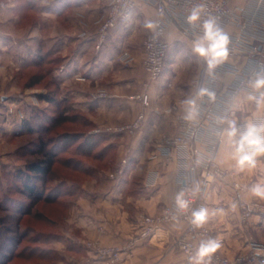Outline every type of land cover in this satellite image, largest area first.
Listing matches in <instances>:
<instances>
[{"label":"crops","instance_id":"crops-1","mask_svg":"<svg viewBox=\"0 0 264 264\" xmlns=\"http://www.w3.org/2000/svg\"><path fill=\"white\" fill-rule=\"evenodd\" d=\"M31 1L42 8L39 16L48 24V34L41 24L20 27L23 37L17 38L15 47L22 62L41 56L38 52L42 45H47L46 52L61 55L58 59L62 63L55 77L64 82L67 112L84 115L95 129L126 124L139 112L145 113L142 126L134 136L107 134L108 141L103 145H112L110 164L81 183L80 196L71 203L63 217L56 234L58 237L48 245V249L60 258L56 264H80L90 258L93 253L85 248L84 243L95 240L101 245L126 247L123 260L118 264H189L186 257L172 247L171 235L159 233L149 240L133 244L131 241L141 215L159 213L180 193L174 180L175 163L158 156L155 148L162 135L175 133L174 111L170 110L173 107L182 109L181 101L191 93L192 84L204 64L195 75L184 80L171 68L172 77L163 75L158 81L149 83L142 67V43L152 30L146 25L153 24L155 12L142 2L133 11L128 24L109 30L100 47L96 48L97 27L105 16L109 0ZM6 3H0V12L8 22L7 15L16 9V5L14 0L11 4ZM51 20L56 23V28H51ZM6 28L0 30V56L9 49L7 36L10 34ZM175 32L182 34L173 27L167 31L169 44ZM123 52H127L132 60H121ZM230 79V76H223L225 82ZM100 90L106 97L95 98L93 95ZM141 92L148 94L147 108L133 99L134 94ZM237 114L239 119L250 122L262 112L252 109L245 95ZM226 133L216 160L220 167L233 172V176L225 181L214 180L205 191L203 205L209 214L205 225L221 240L219 251L233 259L251 246L263 244L264 218L252 217L247 224L241 223L239 207L232 200L236 192L231 181L245 186L246 189L239 194L241 201L256 198L250 189L255 184H264V153L255 157L254 166L246 165L239 170L234 158L235 145ZM235 139L238 140L239 135ZM126 154L130 159L122 179L109 178L111 170ZM151 176H156L153 184L150 183ZM167 227L171 233L177 234L182 231L183 224L175 222Z\"/></svg>","mask_w":264,"mask_h":264},{"label":"built area","instance_id":"built-area-1","mask_svg":"<svg viewBox=\"0 0 264 264\" xmlns=\"http://www.w3.org/2000/svg\"><path fill=\"white\" fill-rule=\"evenodd\" d=\"M140 2L152 7L155 12L154 27L142 43V67L149 83L158 81L162 76L170 47L166 39L169 28H176L193 42L203 35L204 20L214 17L229 37L228 57L231 61L224 60L211 73L204 61V67L192 84L188 97L200 89L206 90L202 97L197 98V117L192 121L184 120L181 118L183 108L178 110L173 107L170 111H174L175 133L162 135L155 148L158 156L175 163V183L180 192H184V199L190 202V207L180 211L174 201L165 205L157 214L141 215L136 223L135 237L131 241L133 244L149 240L159 233L171 235L172 247L189 262V257L195 255L202 241L212 238L221 245L220 238L205 223L200 227L192 223V212L204 208L205 191L214 180L225 181L233 176V172L219 166L216 157L228 130V122L235 121L241 132L248 123L239 119L237 114L243 106V96L259 94L251 88L250 82L257 74L264 73V0H109L105 16L97 27L96 48L100 47L109 30L128 24ZM201 6V19L195 24H189L187 17L194 8ZM120 59L125 62L132 60L127 52H123ZM225 75L231 78L228 82L223 80ZM93 96L103 98L106 94L100 90ZM133 99L144 108L149 106L146 92L134 94ZM249 104L252 109L262 112L261 116L250 122H264V104L258 107L254 100H249ZM144 117L145 113L141 111L129 123L96 128L92 133H126L133 136L140 130ZM129 159L126 154L109 173V178L121 180ZM150 178L153 184L156 176ZM231 186L236 192L232 200L239 207L241 223L247 224L252 217L264 216V198L241 201L239 194L246 189L245 186L235 180L231 181ZM175 222L183 224L182 231L177 234L171 233L167 227ZM99 231L103 232V229L99 228ZM84 246L93 255L80 264H118L126 251V247L101 245L97 240L87 241ZM219 249L211 254L209 264H264V244L253 245L233 259L222 254Z\"/></svg>","mask_w":264,"mask_h":264},{"label":"rangeland","instance_id":"rangeland-1","mask_svg":"<svg viewBox=\"0 0 264 264\" xmlns=\"http://www.w3.org/2000/svg\"><path fill=\"white\" fill-rule=\"evenodd\" d=\"M7 1H9V3H6ZM14 1V5L17 7L18 4L20 5L21 3H24L25 0H18L19 3H17V0ZM10 2H12V0H6L4 2L0 0V3L3 4H11ZM35 6H37V4ZM33 10L27 11L26 9L24 11V9H15L7 15L8 22H6L7 19L4 18L0 12V30L4 31V27H7L6 29H8L10 34L7 36L9 39V49H7L8 52L5 51L4 54L0 56V194L2 190L4 191V195L7 191L9 193L6 195V202L1 203L4 205L0 206V208L3 209L0 210V217L3 218L4 223L7 224L13 232L16 231L13 224L16 219L15 215L12 213L13 210L15 208H19L20 210L27 209L29 211V215L33 216L35 204L33 200H28L24 196L15 193V191H17L25 181H28L30 185L37 186V191L52 189L55 186H59V179L54 178V176L61 174V171L56 168L55 174L52 173L50 176L46 175L41 177L42 181L34 180L32 175L33 173H28L26 166L38 161L39 159H44L46 161H49L50 159L46 155L44 156V154L34 155L30 154V152L31 150H36L40 142H42L48 134H38L33 131L26 134H18L21 127L25 124V122H27V120L29 121L28 124H30L31 128H37L35 121L41 125L47 124L50 121L49 118H52V116L55 120L53 121L56 123L54 127L55 130L53 132L54 134H58L59 131H57L56 128L58 127V123L62 121L65 113L63 112V109L66 108V102L64 100V82L59 81L57 79L58 77H55V72L59 71V66L62 63L60 62L62 60L58 59L61 55L52 54L51 58H54L55 61L51 64L45 65V67L43 66L40 69L35 67H24L27 60L22 62L21 58L18 56L15 45L17 38L23 37V34H21L23 33V29H20V27L29 28L41 24V27H43L46 30V34H48V24L41 20L39 12H33ZM19 11L20 13H18ZM33 14L36 15V19ZM18 16L21 17V20H16ZM55 26L56 23L54 24V21L51 20V28L53 29ZM57 26L59 29V25ZM60 27H63L62 23H60ZM25 31L24 33H26ZM48 46H50L49 43ZM47 48V45H42L38 53H41L42 55L46 54ZM38 56L39 55H37V57ZM204 61V58L194 53L193 42L186 36L175 32L170 42V47L165 61V69L161 78L163 75L172 77L174 73H171L170 71L173 68L175 69V72L179 73V76L183 77V80L188 76L192 77V75L196 74L198 68L203 66ZM172 63L175 65L172 66ZM39 70L41 75L40 78L42 80L35 86L29 87L26 85L25 82L29 80V76L35 74L36 72L39 74ZM41 95L52 96V98L58 100L59 105L56 106L41 99ZM45 108L53 111V115H49L45 112L39 114V109L43 110ZM138 131L136 133H138ZM106 134H109L110 136L125 135L127 137H132V135L126 133ZM43 150L46 153L48 147H45ZM110 167L111 165L109 168ZM6 174L8 176L7 178H4V175ZM27 174H30L28 175L29 177H27ZM26 177L29 179L27 180ZM55 179L56 181H54ZM62 179H65L66 182L70 183L72 182L73 177L66 176ZM4 195L1 194L0 197L3 196L4 198ZM5 208L7 209L5 210ZM261 218H264V216ZM28 222H30L28 217L22 218L23 225H27ZM22 229L23 228L21 226V229L17 232L21 233ZM11 236L16 237L17 234L13 233ZM262 241L264 244V235ZM23 244L24 243H22V245ZM9 264H16V262L13 260Z\"/></svg>","mask_w":264,"mask_h":264},{"label":"trees","instance_id":"trees-1","mask_svg":"<svg viewBox=\"0 0 264 264\" xmlns=\"http://www.w3.org/2000/svg\"><path fill=\"white\" fill-rule=\"evenodd\" d=\"M17 3H19L18 0ZM35 5L33 1L25 0L24 3L18 4L16 9H24V11L34 9L33 12H40L42 8ZM51 56V53L46 52V54L36 58L27 59L24 67L38 69L45 67V65L55 61ZM40 76L39 70V74L36 72L29 76V80L25 82L26 85L29 87L37 85L42 80ZM40 98L56 106L59 105L58 100L52 96L41 95ZM67 111L65 108L63 109L64 116L56 128L59 131L58 134L53 132L56 125L53 116L49 118L50 121L47 124L41 125L35 121L37 128H31L27 120L18 132V134H26L32 131L38 134H48L40 142L38 148L30 152L34 155L44 154L50 159L49 161L39 159L26 166L27 172L33 173L34 180L42 181L41 177L55 174L56 168L61 171V174L54 176V178L59 179V186L52 189L37 191V186L30 185L28 181H25L15 191V193L35 202L34 214L30 216L27 209L15 208L12 212L16 217L13 223L15 232L0 217V264H9L13 260L16 264H56L60 258L53 250L48 249V245L52 239L58 237L56 234L59 232V225L62 224L63 217L66 216L71 203L80 196L81 183L88 177L96 176L104 171L112 160V145H103L108 141L107 134L91 133L95 129V125L88 118L80 113ZM43 112L53 115V111L48 108L39 109V114ZM45 147H48L46 153L43 150ZM28 175L30 174H27V177H29ZM4 176L7 178L8 175ZM66 176L73 177L72 182L69 181L70 183H68L62 179ZM1 194L4 195L3 190ZM8 194L7 191L4 198L3 196L0 197V206L1 203L6 202V195ZM0 210L3 209L0 208ZM25 217L30 219L27 225L22 223V218ZM21 226L22 232L18 233L17 231L21 229ZM13 233L17 234L16 237L14 236L15 238L11 236ZM22 243L24 244L22 245Z\"/></svg>","mask_w":264,"mask_h":264},{"label":"clouds","instance_id":"clouds-1","mask_svg":"<svg viewBox=\"0 0 264 264\" xmlns=\"http://www.w3.org/2000/svg\"><path fill=\"white\" fill-rule=\"evenodd\" d=\"M202 6L194 8L191 14L187 17L189 24H195L201 19ZM146 27L153 28L154 25L149 23ZM203 35L193 41V51L198 56L206 61L209 73L229 55V37L222 30L214 17H209L203 22ZM251 88L258 92V95L250 94L249 100H254L257 106L264 104V73L257 74L256 78L250 82ZM205 89H200L195 95L185 98L181 101L183 108L182 119L192 121L199 111L197 98L205 94ZM227 136L235 145V156L237 167L239 170L247 165L254 166L255 157L264 153V122L255 124L248 122L244 125V131H240L235 121H229ZM239 135V139L235 137ZM198 190V189H197ZM250 192L260 198H264V184H255L250 189ZM175 203L180 211H185L190 207V202L184 199V192L181 191L175 197ZM208 210L199 208L192 212V223L200 227L207 222ZM220 243L216 239L209 238L202 241L195 255L189 257V264H209L211 254L217 251ZM207 258V259H206Z\"/></svg>","mask_w":264,"mask_h":264}]
</instances>
